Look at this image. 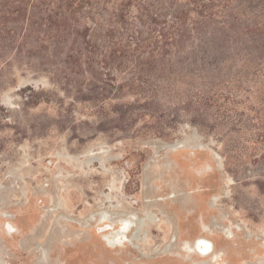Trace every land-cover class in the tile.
I'll list each match as a JSON object with an SVG mask.
<instances>
[{"label":"rangeland","instance_id":"obj_1","mask_svg":"<svg viewBox=\"0 0 264 264\" xmlns=\"http://www.w3.org/2000/svg\"><path fill=\"white\" fill-rule=\"evenodd\" d=\"M71 76L40 57L0 73V264H264V70L220 89L216 122L162 101L157 119L126 131L109 105L80 100ZM192 132L193 148L163 146ZM144 211L137 247L99 228L128 224L127 241L128 214Z\"/></svg>","mask_w":264,"mask_h":264},{"label":"trees","instance_id":"obj_2","mask_svg":"<svg viewBox=\"0 0 264 264\" xmlns=\"http://www.w3.org/2000/svg\"><path fill=\"white\" fill-rule=\"evenodd\" d=\"M25 57L68 69L123 131L162 101L216 122L220 89L264 70V0H0V73Z\"/></svg>","mask_w":264,"mask_h":264},{"label":"bare ground","instance_id":"obj_3","mask_svg":"<svg viewBox=\"0 0 264 264\" xmlns=\"http://www.w3.org/2000/svg\"><path fill=\"white\" fill-rule=\"evenodd\" d=\"M198 138H199L198 134L196 132H192L189 135H186L185 136V138L183 140V145H181V146H178V147H171V146H166V145H163V146H165L167 148V150H171V151H176L180 147H191V148H193V147H195V146L198 145V143L196 142V140ZM98 213L101 214V215H104V214H106V211L105 210H101ZM109 213H111V212H109ZM95 215L96 214L92 213V214H90V217L91 218H94ZM110 216H112V215H110ZM128 216L131 219L130 223H131V225L134 226V229L129 234V237H128V240L127 241L124 238H120L119 239V236H126V232H127V229L126 228L128 227L127 226L128 224L126 225L125 223H122L121 225H119V228H116V230H113V226H112L113 223L108 221V222H106L105 224H103V225H101L99 227L101 231H108L109 233L116 235V238L113 241V244H116L117 242H121V243L130 242V243H132V240H136L137 241V240L141 239V233H143V231H142L143 226L146 224L148 218H150L151 213H149L146 216L145 211L142 212V214H139V213L137 214V213L133 212V213L128 214ZM126 217H127V215H126ZM126 222H128V221H126ZM9 225H10L11 228H14L13 225H11V224H9ZM226 231L229 232V235H231V232L232 231L231 230L229 231V228H227ZM201 232L202 233L195 238L194 243L195 242H198L196 244H198L200 246L203 245V247L205 245H211L212 244V241L209 238V236L212 235L213 232L211 230H208L207 227L204 224L201 225ZM190 243L191 242L189 240H184V241L181 242V246H180V248L183 251L187 252V256L188 257H191V254H192ZM132 244L137 247V244L136 243H132ZM196 244H195V247H198V245L196 246ZM197 251L200 252L199 250H197ZM202 251H203V249H202ZM204 251H205V248H204ZM39 253H40L39 254V260L40 261H44L47 258V253H46L45 248L40 247ZM206 259L207 258H203L202 260H206ZM193 261L194 262H197L194 259H193ZM198 262H202V261H198ZM192 264H194V263H192Z\"/></svg>","mask_w":264,"mask_h":264},{"label":"water","instance_id":"obj_4","mask_svg":"<svg viewBox=\"0 0 264 264\" xmlns=\"http://www.w3.org/2000/svg\"><path fill=\"white\" fill-rule=\"evenodd\" d=\"M183 140L184 139H182V140H175L174 142H171V143L164 142V145L171 146V147H178V146L183 145ZM158 147H162L163 148V146H158ZM98 230H99V228H98Z\"/></svg>","mask_w":264,"mask_h":264}]
</instances>
